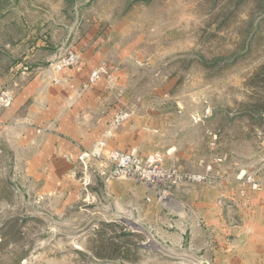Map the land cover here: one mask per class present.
<instances>
[{
  "label": "rangeland",
  "instance_id": "rangeland-1",
  "mask_svg": "<svg viewBox=\"0 0 264 264\" xmlns=\"http://www.w3.org/2000/svg\"><path fill=\"white\" fill-rule=\"evenodd\" d=\"M87 20L136 42L138 111L173 116L166 127L182 159L148 154L212 181L162 199L138 187L120 210L103 199L64 209L2 149L0 264H241L247 213L264 208V0H0V90L38 60L48 28L61 37ZM121 109L131 106L121 99ZM83 168L102 178L97 161ZM209 199L215 213L196 216L192 203Z\"/></svg>",
  "mask_w": 264,
  "mask_h": 264
},
{
  "label": "crops",
  "instance_id": "crops-1",
  "mask_svg": "<svg viewBox=\"0 0 264 264\" xmlns=\"http://www.w3.org/2000/svg\"><path fill=\"white\" fill-rule=\"evenodd\" d=\"M87 23L83 30H71L61 37L48 28L38 38L37 50L33 52L42 54L33 66H24L18 80L11 85L14 91L11 106L0 110V145L4 151L13 153L16 164L40 197L57 201L64 209L81 201L103 199L112 201L120 210L125 195L134 193L138 187L153 188L129 179L106 181L97 177L94 169L84 171L82 152L102 139L106 141V151L137 148L148 154L162 150L177 153L178 159H182V150L170 137V126L166 127L172 123L165 120L173 116L166 115L164 119L153 111L140 113L138 103L132 99L135 89L132 61L139 58L136 42L114 31L108 33L101 20H87ZM72 42L81 51L83 62L78 67L65 68L60 73L62 82L55 83L57 73L53 64ZM103 61L113 69L111 79L89 82L93 68ZM121 99L129 103L133 115L109 131ZM157 117L162 122H157ZM153 128L160 133L156 134ZM160 136L163 142L157 143ZM185 190L181 189L179 194L181 201H186ZM260 199L264 204V199ZM192 204L200 206L196 216L215 213L216 204L211 199L203 208L200 200ZM241 233V264H264L262 206L256 204L249 210Z\"/></svg>",
  "mask_w": 264,
  "mask_h": 264
},
{
  "label": "built area",
  "instance_id": "built-area-1",
  "mask_svg": "<svg viewBox=\"0 0 264 264\" xmlns=\"http://www.w3.org/2000/svg\"><path fill=\"white\" fill-rule=\"evenodd\" d=\"M83 62L80 50L69 47L54 62V70L57 75L55 83H61L60 73L68 67H78ZM112 70L106 62H100L95 66L89 76V82L100 79H111ZM14 100V91L11 89L0 90V110L11 106ZM132 111L121 109L115 113L110 122V129L117 128L127 121ZM106 141H98L90 150L82 152L80 158L83 162L95 160L98 162L99 174L106 181L111 179H131L143 183L158 191L160 199L168 198L172 191L185 183L211 182L206 174L190 173L181 170L174 165H166L155 154L143 155L137 148L129 151L112 149L106 151ZM2 148L0 145V153Z\"/></svg>",
  "mask_w": 264,
  "mask_h": 264
}]
</instances>
